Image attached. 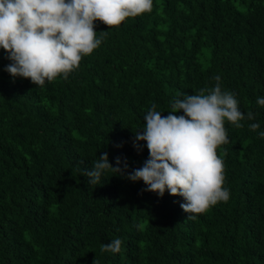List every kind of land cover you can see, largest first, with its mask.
I'll return each instance as SVG.
<instances>
[{
    "label": "trees",
    "instance_id": "1",
    "mask_svg": "<svg viewBox=\"0 0 264 264\" xmlns=\"http://www.w3.org/2000/svg\"><path fill=\"white\" fill-rule=\"evenodd\" d=\"M153 3L119 26L97 21L101 45L43 87L6 72L0 49V264H264V0ZM217 75L255 116L225 124L226 203L192 219L183 197L143 181L107 172L87 183L82 170L104 152L141 167L146 142L138 152L133 138L147 111L168 115ZM115 238L119 253L100 251Z\"/></svg>",
    "mask_w": 264,
    "mask_h": 264
},
{
    "label": "clouds",
    "instance_id": "2",
    "mask_svg": "<svg viewBox=\"0 0 264 264\" xmlns=\"http://www.w3.org/2000/svg\"><path fill=\"white\" fill-rule=\"evenodd\" d=\"M153 7V0H0V49L11 61L4 70L37 87L58 77L67 79L106 37L107 31L97 35V21L111 28L151 13ZM213 79L214 87L174 98L166 116L155 105L147 111L144 127L134 131L133 138L138 152L144 147L140 142H146L149 155L141 167L128 171L127 158L119 156L113 165L104 152L90 170H82L87 183L100 185L107 172L143 181L146 191L160 197L165 192L183 197L180 207L192 219L219 202L226 203L230 191L224 187L225 164L218 155V149L229 143L225 124L241 128L242 120L255 116L251 111L245 116L235 95L222 91L219 75ZM257 104L264 106V97H258ZM180 111L182 115L174 114ZM249 128L257 131L260 125L252 123ZM258 135L264 138V131ZM136 227L143 229L140 224ZM122 243L120 238L112 239L100 251L119 253Z\"/></svg>",
    "mask_w": 264,
    "mask_h": 264
}]
</instances>
